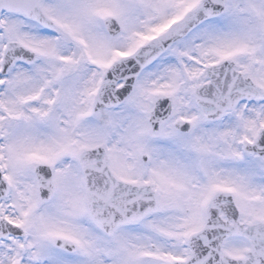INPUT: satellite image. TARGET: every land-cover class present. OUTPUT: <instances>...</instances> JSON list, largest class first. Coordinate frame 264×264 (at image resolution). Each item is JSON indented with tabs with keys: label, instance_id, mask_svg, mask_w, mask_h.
Returning <instances> with one entry per match:
<instances>
[{
	"label": "snow or ice",
	"instance_id": "6c2138e0",
	"mask_svg": "<svg viewBox=\"0 0 264 264\" xmlns=\"http://www.w3.org/2000/svg\"><path fill=\"white\" fill-rule=\"evenodd\" d=\"M0 264H264V0H0Z\"/></svg>",
	"mask_w": 264,
	"mask_h": 264
}]
</instances>
